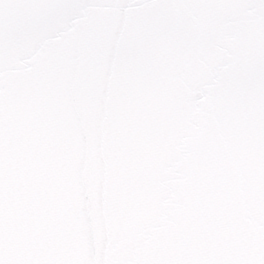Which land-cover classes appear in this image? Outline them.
Segmentation results:
<instances>
[{
    "label": "snow or ice",
    "instance_id": "6c2138e0",
    "mask_svg": "<svg viewBox=\"0 0 264 264\" xmlns=\"http://www.w3.org/2000/svg\"><path fill=\"white\" fill-rule=\"evenodd\" d=\"M0 264H264V0H0Z\"/></svg>",
    "mask_w": 264,
    "mask_h": 264
},
{
    "label": "water",
    "instance_id": "95a60500",
    "mask_svg": "<svg viewBox=\"0 0 264 264\" xmlns=\"http://www.w3.org/2000/svg\"><path fill=\"white\" fill-rule=\"evenodd\" d=\"M44 15L48 21L44 24L48 39L56 42L63 39L62 34L58 31L62 19L75 15V12L72 9L48 10ZM42 47H44V44L38 45L35 40H26L20 45L13 42L10 46H6L3 52V68L6 78L13 84L22 79L28 71L29 62L39 53ZM74 50L72 42L68 41L64 55L66 63L71 60Z\"/></svg>",
    "mask_w": 264,
    "mask_h": 264
}]
</instances>
